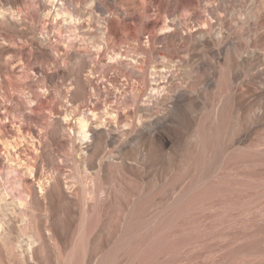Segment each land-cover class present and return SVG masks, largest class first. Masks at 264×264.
I'll use <instances>...</instances> for the list:
<instances>
[{
	"label": "rangeland",
	"instance_id": "374dc122",
	"mask_svg": "<svg viewBox=\"0 0 264 264\" xmlns=\"http://www.w3.org/2000/svg\"><path fill=\"white\" fill-rule=\"evenodd\" d=\"M0 264H264V0H0Z\"/></svg>",
	"mask_w": 264,
	"mask_h": 264
},
{
	"label": "bare ground",
	"instance_id": "6f19581e",
	"mask_svg": "<svg viewBox=\"0 0 264 264\" xmlns=\"http://www.w3.org/2000/svg\"><path fill=\"white\" fill-rule=\"evenodd\" d=\"M82 119H84V120H82V121H80V123H79V134H81V136L83 137V138H85V140H87L86 138H87V136L89 135V132L87 131L88 129H87V119H85L84 117H82ZM85 120H87V121H85ZM79 121V120H78ZM87 133H88V135H87ZM89 137V136H88ZM82 138V140H84ZM29 171V170H28ZM41 188V187H40ZM40 190V189H39ZM43 190V189H42ZM5 198V197H4ZM19 200V199H18ZM18 204H19V202H18ZM17 204V205H18ZM23 206V202H21V204L19 205V206ZM14 206V205H13ZM13 210V209H12ZM2 226V225H1Z\"/></svg>",
	"mask_w": 264,
	"mask_h": 264
},
{
	"label": "crops",
	"instance_id": "0c3cea01",
	"mask_svg": "<svg viewBox=\"0 0 264 264\" xmlns=\"http://www.w3.org/2000/svg\"><path fill=\"white\" fill-rule=\"evenodd\" d=\"M19 218V217H18ZM20 220V218L18 219V221Z\"/></svg>",
	"mask_w": 264,
	"mask_h": 264
}]
</instances>
